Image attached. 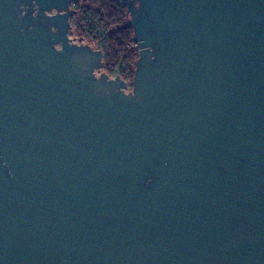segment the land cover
<instances>
[{
  "label": "water",
  "instance_id": "obj_1",
  "mask_svg": "<svg viewBox=\"0 0 264 264\" xmlns=\"http://www.w3.org/2000/svg\"><path fill=\"white\" fill-rule=\"evenodd\" d=\"M78 1L0 0V264H264V0H117L129 92Z\"/></svg>",
  "mask_w": 264,
  "mask_h": 264
},
{
  "label": "trees",
  "instance_id": "obj_2",
  "mask_svg": "<svg viewBox=\"0 0 264 264\" xmlns=\"http://www.w3.org/2000/svg\"><path fill=\"white\" fill-rule=\"evenodd\" d=\"M97 1L100 6L94 11H87L84 16L87 21V36L92 40L103 39L97 49L104 55L102 71L108 76H118L126 82L133 78L138 51L131 42L132 31L129 28L118 29L126 22L124 7L118 5L115 0Z\"/></svg>",
  "mask_w": 264,
  "mask_h": 264
},
{
  "label": "flooded vegetation",
  "instance_id": "obj_3",
  "mask_svg": "<svg viewBox=\"0 0 264 264\" xmlns=\"http://www.w3.org/2000/svg\"><path fill=\"white\" fill-rule=\"evenodd\" d=\"M118 5H121L115 0ZM94 0H79L78 3L74 4L71 3L69 8L75 10V14H73L69 18L70 23V34L68 35L71 42L75 45H87L89 44L85 42L86 38L89 41L90 39L87 37L85 22L83 21V17L86 15L87 11L90 10L91 5L93 4ZM122 6V5H121ZM123 7V6H122ZM124 15L126 18L125 24L118 28L119 30L129 28L127 26L128 16H126V10L124 8ZM130 29V28H129ZM131 30V29H130ZM111 31V30H110ZM132 31V30H131ZM90 47V46H89Z\"/></svg>",
  "mask_w": 264,
  "mask_h": 264
},
{
  "label": "rangeland",
  "instance_id": "obj_4",
  "mask_svg": "<svg viewBox=\"0 0 264 264\" xmlns=\"http://www.w3.org/2000/svg\"><path fill=\"white\" fill-rule=\"evenodd\" d=\"M100 6V4L98 3V1L97 0H94V2H93V4L91 5V8H90V11H94L96 8H98ZM83 19V21L85 22V28L87 29V21H86V19H85V17H83L82 18ZM124 21H125V19H124ZM114 23V22H113ZM85 29V30H86ZM88 37V36H87ZM89 38V37H88ZM90 40L88 41L87 40V38H86V40H85V42H87L88 44H89V46L92 48V49H94V50H97V49H99V47L101 46V41L103 40V39H95V40H92L91 38H89ZM137 57H138V55H137ZM137 60V59H136ZM134 68V67H133ZM103 72V71H102ZM104 73V72H103ZM110 77H112V78H114L115 76H110ZM126 83H127V85H128V88L126 89V91L125 92H129V91H131V83H132V79L131 80H127L126 81Z\"/></svg>",
  "mask_w": 264,
  "mask_h": 264
}]
</instances>
